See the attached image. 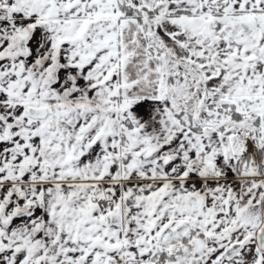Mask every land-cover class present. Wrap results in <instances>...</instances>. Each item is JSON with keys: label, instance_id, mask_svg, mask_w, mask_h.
Instances as JSON below:
<instances>
[{"label": "snow or ice", "instance_id": "snow-or-ice-1", "mask_svg": "<svg viewBox=\"0 0 264 264\" xmlns=\"http://www.w3.org/2000/svg\"><path fill=\"white\" fill-rule=\"evenodd\" d=\"M0 264H264V0H0Z\"/></svg>", "mask_w": 264, "mask_h": 264}]
</instances>
